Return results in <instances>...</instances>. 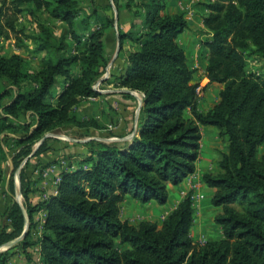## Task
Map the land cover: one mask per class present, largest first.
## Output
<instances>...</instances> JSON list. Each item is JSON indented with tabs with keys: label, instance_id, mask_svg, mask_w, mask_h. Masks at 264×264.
I'll list each match as a JSON object with an SVG mask.
<instances>
[{
	"label": "trees",
	"instance_id": "1",
	"mask_svg": "<svg viewBox=\"0 0 264 264\" xmlns=\"http://www.w3.org/2000/svg\"><path fill=\"white\" fill-rule=\"evenodd\" d=\"M119 1L142 20L138 30L119 29L118 33L120 43L128 39L136 46L128 52L124 73L117 78L120 87L142 93L137 135L122 143L98 139L71 143L47 137L32 157L47 152L56 155L72 145L77 146L78 154L68 157H76L77 166L70 168L69 164L60 171L56 194L31 205L30 160L25 161L19 172L20 192L30 225L15 246L24 250L38 244L41 264H264V77L247 70L249 55L264 56V0L204 4L203 24L208 35L201 42L208 48L205 76L222 85L217 102L204 113L197 109L198 83L192 81L193 71L177 43L178 34L188 27L184 15L164 13L165 0H113L116 7ZM22 12L32 17L44 12L67 24L75 44L86 41L82 51L63 56L62 37L56 39L51 29L41 27V35L34 39L45 58L31 75L23 72L25 61L20 54L0 53V77L18 88L25 79L33 83L11 95L2 107L0 161L8 157L1 132L15 128L5 125L7 117L28 112L34 118L32 129L26 123L20 125L26 133L16 142L26 145L12 157L15 167L21 162L19 157L31 154V144L47 132L67 125L101 128L94 119L79 121L72 110L82 99L99 95L93 85L107 64L105 29L114 24L109 3L104 9L94 8L82 23L87 25L93 18L97 25L83 39L73 29L79 0H0L1 38H17L22 33L16 24ZM73 67H77L76 74L71 72ZM58 78L63 81L56 94L53 89ZM200 125L214 126L225 144L219 153V172L202 175L205 185L215 189L211 204L220 207L214 222L222 236L204 242L192 239L190 193L160 227L146 220L136 225L122 220L120 203L126 194L140 202L164 204L167 183L178 184L194 172ZM30 170L33 173L34 168ZM3 202L0 245L18 237L24 227L19 204L8 194ZM39 210L45 211V217L39 238L32 242L31 216ZM116 238L128 247L115 246ZM8 258L9 253L0 252V264Z\"/></svg>",
	"mask_w": 264,
	"mask_h": 264
},
{
	"label": "rangeland",
	"instance_id": "2",
	"mask_svg": "<svg viewBox=\"0 0 264 264\" xmlns=\"http://www.w3.org/2000/svg\"><path fill=\"white\" fill-rule=\"evenodd\" d=\"M139 1V0H137ZM110 4L113 10V17H114V24L113 26H108L105 29V35H104V42H105V58L107 60V64L103 70L102 75L96 80L94 83V89L97 91H102L104 89H112V88H126V87H120L119 86V80L117 77H119L121 74L124 73V71L120 73L121 67H123L124 63L126 62L127 65V54L128 52L136 49L133 48L132 50L129 49L126 45L124 48L122 47V43H120V47L117 49V35L119 33V29L122 31H129L133 29L134 31L138 30L142 27V20L139 17H134L132 14L126 10L124 6L123 1H119L118 7L115 6L113 0H79V13L77 17L74 20L73 29L79 33L83 34V39L85 38L87 32L91 30L92 28H95L97 23L93 20V18H90L88 21V24H83L82 20L91 15L93 9H104L107 4ZM23 9H26V5H23ZM129 20V25L127 30H124L125 27H120L121 24L125 23ZM126 20V21H125ZM18 29L22 30V33L15 38L13 35L8 38L4 39L0 37V53L3 55H10L13 53L20 54L24 61L25 65L23 68V72L26 73V75H31L33 72H36L40 69L43 59L45 58V52L44 51H38L37 45L38 42L35 41L34 38H36L40 34L41 27L49 28L53 32V35L56 39H59L62 37V43H63V50L60 52V55L66 56L71 53L80 52L84 49V40L81 44H75V42L71 39V37L68 34V26L66 23L52 20L47 17L46 13L39 12L35 15V17L30 16L26 12H22L18 15L17 21H16ZM207 30H201L199 35V41L203 42L204 39L207 36ZM119 35V34H118ZM57 40L55 41V44H57ZM123 42V41H122ZM206 47L205 45H203ZM207 48V47H206ZM119 50L121 54L115 58V54L119 53ZM126 57V59H125ZM125 61V62H124ZM247 70L253 71L255 73L260 74L264 77V56L261 55H249L247 57ZM71 72L73 74L77 73V67H73ZM119 74V75H118ZM118 75V76H117ZM107 76V79L101 80L98 82L102 77ZM115 77V78H114ZM194 82L198 83V95L199 99L203 98H209L211 101L218 100V93L220 90H218L217 87L221 84H215L211 83L207 80L202 79L201 76H197L194 78ZM202 80V81H201ZM63 78H58V82L55 85L53 89V93H58L60 90L61 84H62ZM103 84L101 85V83ZM111 83V84H110ZM110 84V85H109ZM33 83L30 81V79H25L21 82L20 87L18 88L16 85L11 84L7 78L0 77V117L4 116V110L3 106L6 105L11 98V95L15 94L18 91H25L26 89H29ZM109 85V86H107ZM6 91H8V94H5ZM137 95L140 96V93L137 92ZM90 98V97H88ZM88 98L82 99L78 105H76L72 110V115H74L79 121H86L87 119H94L98 126L101 127L100 129H95L92 127H76L73 125H67L66 127H63L62 129L55 130L53 132H47L48 134H51L50 137L61 139L64 141H68L71 143H80L77 140H84L87 137H96L99 138L102 141H107L109 137L108 134H111L112 131L107 130L106 123H116L118 120L117 115L111 110L108 109V112L105 115V118L102 117V114L100 112V109L96 107L93 109L91 105L87 104L85 105L84 101H87ZM215 102V103H216ZM84 104V105H81ZM100 112V113H99ZM186 116H189L188 111L185 113ZM33 115L31 113H24L21 112L17 118H14L12 116L7 117L6 124L14 125V129L7 128L3 132H1V137L3 139V144L5 149L8 151L9 154L6 160L0 161V205H3V199L8 194L12 196V199L16 201L17 198V191L20 192V176L18 175V185L15 188V183L17 182V174L16 171L18 167L21 165V163L27 158L30 160V167L27 169V174L32 181L31 188L32 191H39V199L36 200V202H29L31 205H34L36 203H39L40 201L46 199L44 196L45 194L48 195L51 192L52 189V182L51 177L48 178V185L47 188H37V184L39 183L40 178H46L42 173L44 172V169H46L48 166L55 165L56 166V172L60 173L62 169H67L70 165V168H74L77 166V158L76 157H68V155H72L70 147L66 150H62L61 154L58 156H55L53 160H50V158L47 159L46 165H41V162L37 160V158L30 157L29 155L20 158L19 161L20 164L15 167L12 162V157L15 156L19 150L24 149L26 144H20L16 142L19 137H22L26 131L20 127L22 123H26L29 126V129H32L33 127ZM105 128V130H104ZM45 133V134H47ZM44 134V135H45ZM219 137V135H218ZM221 148L222 150H219V153L225 149V144L221 140ZM38 142V141H37ZM37 142L31 144V149L33 150L36 146ZM77 148V147H76ZM74 150V149H73ZM263 146L260 148V152H262ZM50 153V152H48ZM24 165V164H23ZM21 165V168L23 167ZM31 167L34 168L33 173L31 172ZM20 168V170H21ZM19 170V172H20ZM13 182V187L11 188L10 182ZM46 183V182H45ZM19 187V188H18ZM49 191L44 193V191ZM200 194V193H199ZM203 195V194H202ZM20 202L24 204V200L21 196ZM236 208H238V205H235ZM220 211V210H216ZM215 211V212H216ZM217 214V212L215 213ZM214 215V216H215ZM1 217V216H0ZM44 219V218H43ZM38 222H35L32 226V229L30 230V241L35 242L39 238L41 234V224ZM4 222L1 219L0 221V227L2 228ZM22 240V239H21ZM20 240V241H21ZM19 242V241H18ZM17 242V243H18ZM13 244L10 247L6 248H0V252H6L9 253V255L16 249H20V247H16ZM4 244V243H3ZM0 246H3L2 244ZM23 253L24 250L22 249ZM36 256H39V254H36ZM36 259V258H35ZM34 259V261H35ZM37 264H41V257L40 260L37 262Z\"/></svg>",
	"mask_w": 264,
	"mask_h": 264
},
{
	"label": "crops",
	"instance_id": "3",
	"mask_svg": "<svg viewBox=\"0 0 264 264\" xmlns=\"http://www.w3.org/2000/svg\"><path fill=\"white\" fill-rule=\"evenodd\" d=\"M211 1L212 0H165V7L163 10L164 13L183 14L187 21L188 27L183 32L178 34L177 43L184 51L187 66L193 71L192 81L195 80L194 78L197 76H201L202 79L209 81L208 78L205 76L206 57L208 54V48L204 47L203 44L199 41V35L201 30H206L203 24V17L207 13L204 4L209 3ZM128 23L129 20L121 24L120 27L122 28L123 26V28L125 27L124 30H127L129 25ZM116 35H117L116 43L118 46L116 50L118 51L120 47V38L118 40L119 35L118 34ZM125 45L129 47V49L131 50L135 48V45L128 39L123 40L122 47L124 48ZM120 51L121 50H119L118 55L117 53L115 54V58L119 56V54H121ZM125 67H126V62L124 63L123 67H121V71L119 74H121L124 71ZM105 79H107V76H105V78H103L102 81ZM102 84L103 82L101 83V85ZM217 88L218 90H220L222 88V85H219V87ZM121 89H128V88L114 87L112 89H104L102 91H98L99 95L90 97L87 99V101H84L85 105L89 104L93 109L98 107L100 109V112L103 113L102 114L103 118H105L108 109H111L117 115L118 120L116 121V123H112V124L106 123L107 130L112 131L111 134H108L110 138L107 139V141L110 142L122 143L125 140L132 138L134 135H137L136 131H137L138 116L142 106V103L140 102V100L142 99V93H140V96H138L136 91H133V93H126V92H122ZM124 93L128 94L129 96H125ZM215 102L216 100L211 101L209 98H203L201 100L198 99L197 109L200 112L204 113L208 111L215 104ZM139 107L140 109L138 111ZM136 116H137V120H136ZM200 132H201V139H200L199 156L195 161L194 172L186 176L178 184L167 183L166 186L167 199L164 204H159L155 200L140 202L139 200L133 198L131 195L126 194L120 203L119 215L122 220H127L128 223L132 225H136L140 221L146 220V221L154 222L157 224L158 227H160L164 218L174 208H176L178 203L187 194L200 193L203 194V198L191 204L193 208V221L189 231L190 236L196 242L214 240L222 236L220 226L214 222L215 214L213 213L216 210H220V207H215L211 204V197L215 189L205 185V183L202 180V175L204 173H217L220 170L218 166V159H219V150H222L221 141L218 137V130L214 126L200 125ZM92 138H96V137H92ZM69 147L72 150L71 151L72 153L78 154L75 151V148L77 146H72V145L67 146L66 148H62L59 154H61L62 150H66ZM59 154L55 155L52 152L51 153L47 152L41 154L39 157H34V158H37V160L41 162V165L44 166L47 163L46 158H50V160H52L53 158H55V156H58ZM30 157H32V155ZM54 172L55 171H48L46 178H40L39 183L37 184V188L38 189L39 188L43 189L44 187L47 188V186H49L48 183H50L48 182L49 181L48 178L50 176L52 182V176L55 174ZM15 184H16L15 188L19 186L18 179ZM49 191L46 190L44 191V193ZM17 194H18L17 197H19V201H20L22 194L21 192L18 191ZM39 197H40L39 191H31L28 194L29 202L34 203L36 202L37 199H39ZM21 207L24 209L25 216L27 217L28 220V225H30L29 215L23 203H21ZM3 208L4 205H0V214L3 212ZM216 212L218 213L219 211ZM44 217H45V211L43 210L36 211L31 216L32 223L38 222L39 220L40 221L39 224H41L42 221L44 220L43 219ZM0 221H1V217H0ZM9 230L10 229L7 228V231ZM2 245L5 246V243ZM115 246L121 249H125L128 247L127 244H120L118 238L115 239ZM39 250L40 247L38 244H35L33 246H28L24 249V252L28 253V255H26V253H23L22 249L21 250L15 249L9 255V258L5 264H32L34 262V259L38 257L36 256V254H39Z\"/></svg>",
	"mask_w": 264,
	"mask_h": 264
},
{
	"label": "water",
	"instance_id": "4",
	"mask_svg": "<svg viewBox=\"0 0 264 264\" xmlns=\"http://www.w3.org/2000/svg\"><path fill=\"white\" fill-rule=\"evenodd\" d=\"M118 40H119V37H118ZM103 78H105V77H102L98 82H100ZM97 91V90H96ZM121 91L122 92H126V93H133V91L132 90H130V89H121ZM140 102L141 103H143V101H142V99L140 100ZM139 109H140V107L138 108V111H139ZM137 111V112H138ZM138 114V113H137ZM136 120H137V116H136ZM51 136V134H45L38 142H37V144H36V146L34 147V149H33V151L31 152V154L29 155V156H31L34 152H35V150L39 147V145L47 138V137H50ZM90 139H96V138H92V137H88V138H85L84 140H77V141H79V142H84V141H87V140H90ZM98 140H100V139H98ZM27 160V158L21 163V165H23L24 163H25V161ZM21 165L18 167V169H17V171H16V174H17V179H18V175H19V170H20V168H21ZM16 202L19 204V206L21 207V203H20V201H19V197H17L16 198ZM21 210H22V213H23V215H24V222H25V225H24V228H23V230H22V232H21V234L18 236V237H16V238H14V239H12V240H10L9 242H7V243H5V247H10V246H12L13 244H15V243H17L18 241H20L21 239H23L24 238V236L26 235V233H27V230H28V220H27V217L25 216V212H24V209L21 207Z\"/></svg>",
	"mask_w": 264,
	"mask_h": 264
},
{
	"label": "built area",
	"instance_id": "5",
	"mask_svg": "<svg viewBox=\"0 0 264 264\" xmlns=\"http://www.w3.org/2000/svg\"><path fill=\"white\" fill-rule=\"evenodd\" d=\"M197 92H198V87H197ZM48 171H55L54 172L55 174L52 176V184H53V186H52L51 192L48 195L56 194L57 193V185H58V182L60 180L59 173L56 172V166L52 165V166L44 169V172L42 173V175H44L46 177ZM48 195L45 194L44 196L47 197ZM189 198L191 200V204H193L197 200L202 199L203 195L199 194V193H190ZM39 260H40V257L38 256V257H36L35 261L32 264H37V262Z\"/></svg>",
	"mask_w": 264,
	"mask_h": 264
},
{
	"label": "bare ground",
	"instance_id": "6",
	"mask_svg": "<svg viewBox=\"0 0 264 264\" xmlns=\"http://www.w3.org/2000/svg\"><path fill=\"white\" fill-rule=\"evenodd\" d=\"M1 247L4 248L5 246L3 245V246H1ZM1 247H0V248H1Z\"/></svg>",
	"mask_w": 264,
	"mask_h": 264
}]
</instances>
